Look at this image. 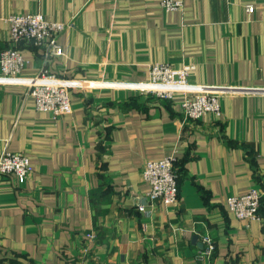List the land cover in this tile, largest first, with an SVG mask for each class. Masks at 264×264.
Returning <instances> with one entry per match:
<instances>
[{"label":"crops","instance_id":"0c3cea01","mask_svg":"<svg viewBox=\"0 0 264 264\" xmlns=\"http://www.w3.org/2000/svg\"><path fill=\"white\" fill-rule=\"evenodd\" d=\"M162 1L0 0V52L12 15L72 25L58 36L63 56L21 45L22 77L0 71V155L23 153L33 170L19 190L0 177V264H264V94L253 92L264 90V0H177L174 12ZM153 64L249 92L224 96L220 118L186 121L181 94L122 89ZM45 67L69 87L73 112L60 120L30 95ZM172 155L180 200L153 202L142 169ZM253 188L259 218L237 220L227 199Z\"/></svg>","mask_w":264,"mask_h":264},{"label":"built area","instance_id":"2783aa9c","mask_svg":"<svg viewBox=\"0 0 264 264\" xmlns=\"http://www.w3.org/2000/svg\"><path fill=\"white\" fill-rule=\"evenodd\" d=\"M161 7L166 12L180 11L184 3L177 0H163ZM249 12H253L251 6ZM10 27V45L0 52V71L8 79H20L27 68L20 51L21 45L41 47L45 60L61 57L64 52L58 43V36L72 25L47 20L43 14H16L8 19ZM193 66L177 68L170 64H153L148 81L131 83L122 88L134 94H153L161 100H172L176 94L183 96L179 103L184 120L198 122L205 115L222 117V99L230 94H245L249 90L241 87L197 86L189 83ZM30 95L35 100V108L41 113L49 114L53 120L70 115L73 105L69 87L55 78L48 69L43 70L28 82ZM115 88V87H114ZM264 94V90L253 91ZM179 161L176 156H168L160 161H150L142 169V181L150 186L148 199L162 202L165 205L177 204L180 200ZM30 159L23 153H13L5 149L0 155V177L12 180L16 190L24 186L32 175ZM262 193L253 188L243 196H232L227 199V207L233 216L240 221H252L259 218ZM144 212V207H139ZM0 234V251L2 247ZM205 256L211 257L216 246L211 238H204Z\"/></svg>","mask_w":264,"mask_h":264},{"label":"trees","instance_id":"16d2710c","mask_svg":"<svg viewBox=\"0 0 264 264\" xmlns=\"http://www.w3.org/2000/svg\"><path fill=\"white\" fill-rule=\"evenodd\" d=\"M178 167H179V181H180V178L182 177V172H184L183 171V165H182V163H181V160L179 161V165H178ZM180 187V186H179Z\"/></svg>","mask_w":264,"mask_h":264}]
</instances>
